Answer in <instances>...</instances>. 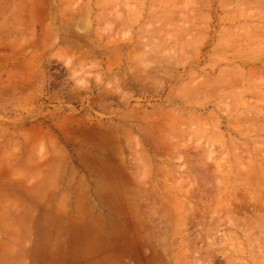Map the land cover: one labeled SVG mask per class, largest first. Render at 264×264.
<instances>
[{
    "label": "rangeland",
    "instance_id": "obj_1",
    "mask_svg": "<svg viewBox=\"0 0 264 264\" xmlns=\"http://www.w3.org/2000/svg\"><path fill=\"white\" fill-rule=\"evenodd\" d=\"M0 264H264V0H0Z\"/></svg>",
    "mask_w": 264,
    "mask_h": 264
},
{
    "label": "bare ground",
    "instance_id": "obj_2",
    "mask_svg": "<svg viewBox=\"0 0 264 264\" xmlns=\"http://www.w3.org/2000/svg\"><path fill=\"white\" fill-rule=\"evenodd\" d=\"M3 227V226H2ZM8 258V257H7Z\"/></svg>",
    "mask_w": 264,
    "mask_h": 264
}]
</instances>
